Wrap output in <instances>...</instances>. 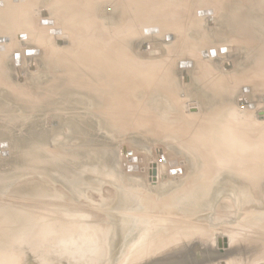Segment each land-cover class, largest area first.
<instances>
[{
  "label": "rangeland",
  "instance_id": "rangeland-1",
  "mask_svg": "<svg viewBox=\"0 0 264 264\" xmlns=\"http://www.w3.org/2000/svg\"><path fill=\"white\" fill-rule=\"evenodd\" d=\"M23 1L25 0H20V2ZM70 1L72 0H26L28 2L27 6L30 5L28 14L26 13L24 18L28 24H26L27 28L24 29L22 21L24 19L21 18L20 27L17 25L16 30L9 36V42L12 45L7 42L9 46L6 45V47L11 48L6 49L5 47L4 50L11 51H3V57L0 60L3 77L13 82L18 93V112L15 115L17 130L7 136L0 134V140L8 139L10 142L13 140L15 144L14 151L16 150L14 155H10L7 150L8 147L0 146L2 148L0 152V247L3 251L6 249L5 253L7 255L9 253L7 251H12L9 253V257H6L5 253L2 255L3 251H0V256L5 258V261H3L1 257L0 264L14 263L12 253V255L16 254L15 257L19 259V264H110L109 261L112 260L109 259L114 257L115 260L116 252L121 246L119 235L126 234L125 232L130 229L129 217L125 214L128 208L125 207V204L133 206L144 203L148 207L152 206L160 210L163 206L170 207L174 206L173 204H178L187 209L190 206L188 200L182 199V196L176 198L174 195L177 189L186 186L190 182L194 160L191 155L179 147L175 140L169 137L177 130L176 128L171 129L172 126L179 125L182 116L185 118V113L187 117V114L190 113L191 115L193 111L198 109L197 107H200L202 111L208 110L205 108L206 106H202L204 101H196L192 98V88L189 86L196 75L198 76L208 70L209 77L220 79V82H227V79L230 81L236 78V92L233 96L235 108L241 112L240 116L243 118L248 115L245 114L247 111H252L255 120L264 123V107L254 111L252 110L254 105H251L253 107L250 106V111L246 109L248 104H255L256 98L260 94H264V79L258 78L264 73V61L255 64L256 62L254 63L252 56L248 58L255 51L252 45L264 48V30L257 26L256 21L250 15V17L242 15L244 11L249 13L255 10V0H231L229 2L225 0L223 2L231 6L222 8V11L220 10L222 14L219 13V16L207 13L199 16L193 13L192 7L191 12L185 14L187 17L184 15L186 18H181L182 21L185 20L186 22L183 26L177 28L179 30L177 33L178 42L174 46H168L163 41V36L166 33L165 27L160 28L149 38L139 39L131 36L134 39L129 41L127 35L123 34V31H126V17L123 15V10L120 11L122 0H97L95 6L97 10L96 22L99 25L96 28L99 33L97 32L95 35L100 34L102 31L104 34L101 33L103 36L100 35V37L101 39L105 38L103 42L106 43L110 39H115L114 42L123 44L120 47L123 54L131 57L136 62L141 61V67L149 73L155 71L162 73V77L160 76L162 83L159 90H154L156 93H151L153 97L145 98L149 105L147 110L139 112L154 120L155 124L151 123L150 125H153L149 129L137 126V122H134V120L129 123L130 125L118 124L119 126L116 125L118 127L112 131L102 128L103 125L99 129L98 124L95 123V128H92L95 139H87L85 137L86 131L78 125V121L76 123L78 117L83 114L82 111L84 112L85 107L76 102L73 95L76 90L73 84L77 77L86 76L90 79L89 82L94 83L95 90H97L102 87V80L96 75L94 78L92 74H88V67L80 60V50L82 49L79 46V38L76 37L78 41L75 38L69 47L65 46L68 41H65V44L60 43L58 34V36L52 34L54 37L48 34L53 44L49 43L50 39L46 34L38 35L40 29L38 20L43 17V13H46L47 17L51 15L49 11L64 15L63 7ZM73 1H75L72 4L73 8H81L80 5H86L89 0ZM235 7L239 11L242 10V12L236 13ZM35 17V20H31ZM28 20L33 24H37L32 25ZM229 23H236L238 25L236 30L247 33L249 41H256H253L252 45H247V48L236 50L231 57H221L225 55L218 52L216 55H211L210 51L216 50L213 49V45L226 44L224 41L225 32H213V30L226 29L227 32L234 30L235 28L228 26ZM29 24L34 27L29 29L28 27H31ZM19 28H22V30ZM26 30H31V34ZM129 30H134V28ZM180 30L183 32L185 30V34ZM18 31L23 36L20 37L22 34H19ZM32 32L37 33L32 34ZM118 32L119 34H117ZM42 35L48 41L45 38L42 39ZM238 36L239 33L235 32L233 35L235 41L238 40ZM35 37L43 42L46 41L52 47L48 48L50 45L47 46L48 44H46L47 47L45 46L42 50V57L31 60V55L37 54L39 56L40 53L39 50L26 49L36 46ZM25 38H28V41ZM98 39L97 41H100V38ZM193 40L198 43L197 46V43ZM149 44H151V47H161L164 51V57L162 59H147L145 57L146 52L148 58L154 57V55H151L152 52L146 51L150 48V46L148 47ZM191 45L198 47L199 54L192 53L193 47ZM143 46L148 48L144 50ZM228 48L231 49L229 53H233V49ZM14 51L16 53L14 54L13 64L12 54ZM155 52H160L155 55H161L162 53L160 49ZM16 55H19V64H17ZM23 55H26L27 57H25L28 59L21 66ZM188 58L192 60L185 61ZM183 62L192 64L181 66ZM227 64L231 66L226 67ZM14 65L16 68H14ZM184 67L189 68V71L187 70L186 79L182 80L180 70ZM247 85H249L251 91L246 87ZM242 87H245L243 88L244 92L249 91L248 98L243 99V101L239 99ZM137 97H135L136 100L139 99ZM238 99L240 103L238 102L236 107ZM259 102H264V97H259ZM240 104L243 107H239ZM95 107L103 108L104 105L95 103ZM180 111L182 114L179 115ZM148 112L149 114L151 112L154 118L148 116ZM225 120L221 121L224 122ZM227 123L226 121L225 124ZM242 123H246L245 119ZM74 124L77 126H74ZM225 124L222 123L221 125ZM73 127L76 128L72 129ZM137 129L138 131H135ZM78 135L79 137H77ZM128 153L133 157L137 156V164L133 163V166L129 164L132 162L129 161V158H126L129 155ZM174 157L176 160L171 161L170 164L178 167L176 162L178 159L183 170L178 169L182 173L184 171L185 174H175L177 175L173 176L175 179H169L165 169L167 168V161ZM77 158L81 159L77 160ZM79 161L81 163H78ZM87 162L93 165L83 171V179L81 170L79 171L81 179L80 177L76 178L73 175L74 166L76 164L80 166ZM173 162L175 164H172ZM154 164H156L158 170L156 181H153L151 175ZM94 166L95 175L93 172ZM129 166L137 167V170L129 171L127 169ZM178 169H175V171ZM169 174L171 175L170 172ZM231 203L228 202L226 207H230ZM219 204L221 202L209 208L212 218L215 216L213 214L217 215L222 210L221 206H224ZM228 211L229 208L222 210L223 215L219 217L221 220H219L217 228L224 227L230 230L236 226L238 217L234 213L229 214ZM212 218L210 219L211 223L218 222V219L214 222ZM12 222L13 224H19L17 235L11 234L12 231L9 225ZM114 222L128 224L126 225L127 229L122 225V229L116 231L117 233L113 232L117 234V238L116 234L112 235V238L117 240V242L115 241L118 245L115 249L116 252L113 251L112 255V247L108 245L109 243H106V246H108L102 245V250L99 249L98 251L100 254L98 253L96 256L95 225H114ZM26 224L32 227V231L26 227ZM41 227H45L46 232L43 231L44 229L40 230ZM86 230L91 233L82 232ZM225 236H228V234L220 232L217 235V238L214 239L215 249L225 250L226 246L223 248L219 244L222 242H219V240L224 239ZM2 242L6 246H3ZM107 248L110 249V252ZM106 250L108 251L107 255L104 254V251L107 252ZM254 260H257L258 263ZM253 261L252 264H264V256L253 259ZM212 263L228 264L224 259H218L212 261Z\"/></svg>",
  "mask_w": 264,
  "mask_h": 264
},
{
  "label": "bare ground",
  "instance_id": "bare-ground-1",
  "mask_svg": "<svg viewBox=\"0 0 264 264\" xmlns=\"http://www.w3.org/2000/svg\"><path fill=\"white\" fill-rule=\"evenodd\" d=\"M96 1L97 0H89L86 5L81 4V8H73L72 4L75 3L73 0L67 4L65 3L66 5L63 7L65 16L63 14H57L54 11H49L51 14L49 17H47L46 13H43V17L38 20V26L40 27L38 30L39 32L37 31L38 35L46 34L48 37V34H51V36L58 34L60 43L65 44V41H68L69 45L65 44V46L69 47L76 37L79 38V41L77 38L76 41L79 42L80 45H78L80 49H82L80 50V60L88 67V74H92L94 78L96 75V77L102 80V87L97 90H95L94 83L89 82L88 80L90 79L85 75V77H77V80L75 79L73 84L76 90L73 94L76 102L82 104V106L86 108V110L84 108V112L82 111L83 114L80 112L82 115L78 117L76 123L78 121V125L86 131L85 137L87 139H95V134L92 131V128H95V123L98 124L99 129L103 125L102 128H107L108 131H112L119 126L118 124L128 125L134 120V122H137V126L143 127V129H149L150 126L155 124L153 122L154 120L147 118L144 113L142 114L139 112L147 110L149 107L147 99L153 97L151 93H156L154 90L157 91L160 89L162 73H157L156 71L149 73L145 71V69L141 67V61L136 62L132 60L131 57L123 54L120 48L123 44L114 42L113 40L115 39H110V42H103L105 38L103 37L101 39L100 35L103 36L102 34H104L101 30L102 34L95 35V33H99V30L96 28V26L99 25L98 22H96ZM223 1L225 2V0H122L120 11L123 10V15L126 17V31H123V34L127 35L129 41L134 39L131 36L139 39H146L152 34H155L160 28L165 27L166 33L163 36V41L168 46H174L178 42L177 33L179 30L177 28L183 26L186 22L185 20L182 21L181 18H186L187 16L185 14L191 12L192 7L193 13L196 15L203 16L207 13L219 16L222 8L231 6ZM229 1L231 0L227 2ZM255 1V10L249 13L244 11L242 15H250L252 19L256 21L257 26L264 30V0ZM27 3L26 0L23 2H20V0H0V38L3 39V41H0V60L3 57V51L5 50L7 42L10 41V34L12 35V32L16 30L15 28L17 25L19 26V22H21L20 19H24L26 13L28 14L30 5L28 7ZM235 10L236 13L242 12V10L239 11L237 7H235ZM209 11H212V13H209ZM184 15L186 17H184ZM35 19L36 17L31 20ZM22 21L24 29H26L28 25L26 23L27 21L26 19ZM29 22L32 23L31 21ZM35 24L32 23V25ZM29 25L31 26L28 27L29 29L34 27L31 24ZM228 26L235 29L229 32H227L226 29L213 30V32H225L224 41L226 44H222L221 46L213 45V49L217 50L214 51L225 55L221 56L225 58L231 57L235 54L236 50L239 51L238 49L247 48V45H252L253 41H256H249V39H247V33L237 31L236 28H238V25L236 23H229ZM132 28H134V30H129ZM35 29L37 28L35 27ZM20 30H22V28ZM37 32H32V34H36ZM180 32L183 31L180 30ZM235 32L239 33L238 40L236 41L233 38ZM183 33L185 34V30ZM117 34H119V32ZM166 35H172L173 38L166 39ZM21 36H23V34L20 35V37ZM43 38L47 40L46 37L43 36L42 39ZM98 38H100V41H97L99 40ZM25 39L27 40L28 38ZM49 39V43L51 44L52 39ZM35 40L36 46L26 49L39 50L40 53L39 56L37 54L31 55V60L42 57V50L45 48L46 44H48L46 41L43 42L38 38ZM194 42L197 43L196 41ZM9 44L7 46H9ZM191 44L195 45L194 43ZM150 45L151 44H149L148 47ZM197 45L198 43L196 46ZM51 47L50 45L48 48ZM145 47L146 46H143L144 50L148 48L145 49ZM192 47V53L199 54L198 47ZM226 47H231L233 53H229V51L222 53L221 48ZM7 48L11 47H6V49ZM252 48L255 49V51L249 55L248 58L252 56L251 58L254 63L256 62L255 64H258L259 61H264V48L253 45ZM158 49L161 50V55H155L160 53L155 52L158 51ZM146 51H150L152 52L151 55H154V57L148 58L146 52L145 57L147 59H162L164 57V51L161 47L150 46ZM15 53L14 51L12 54L13 64ZM25 56L23 55L21 58V66L24 64V61L28 59L26 58L27 56ZM15 57L17 64H19V55ZM192 57H194V55ZM191 60L192 59L188 58L185 61ZM184 64L189 65L188 63ZM14 68H16L15 65ZM188 69L189 68L184 67L180 70L182 80L186 79L187 72L189 71ZM207 71L202 72L198 76L196 75L189 87L192 88L193 100L204 101L202 106H206L205 108L208 110L202 111L200 107L196 106L198 109L193 111L191 115L190 113L187 114L188 118L185 113L186 119L182 116L183 118L181 122H179V125H177L178 123H174L177 126H172L173 128L171 129L176 128L177 130L175 133L170 134L171 137H169L175 140L179 147L182 148V150L184 149L187 154L191 155L194 160L190 182H188L186 186L184 185L177 189L174 195L176 198L182 196V199L188 200L190 206L186 209L182 205L173 204L174 206L170 207L163 206L160 210L151 205V207H148L144 203L133 206L125 204V207L128 208L125 214L129 217L128 222L131 230H127L125 232L126 234L123 233L119 235L121 246L118 252L115 251L118 247V245H116L117 240H114L112 235L116 234V231H119V229H122V225L127 229L126 225L128 224L125 225L120 222H114V225H95V255L97 256L98 253L100 254L98 251L99 249L102 250V245H105V247L110 245V247H112L111 254L114 252L117 254L115 260L113 256L112 259H109L112 260L109 261L110 264H213L212 261L218 259H224L228 264H252L255 261H253V259L264 256V123L256 121L252 115L253 112L249 110L251 105H254V109L252 108L254 111H257L260 107H264V102H259V97H264V94H260L256 98L255 104L250 103L246 106V109L250 112L247 111L245 114L248 115L243 118L240 116L241 112L235 108V101H233V96L236 92V78L230 81L227 79V82H220V79L209 77ZM258 78L264 79V73L258 76ZM246 87L251 91L249 85ZM243 88L245 87H242L239 96V99H242V101L248 98L247 94L249 92H244ZM135 97L139 99L136 100ZM239 99L236 101V107L238 106ZM95 103L98 105L103 104L104 107H95ZM239 107H243V105L240 104ZM17 112V90L12 81L10 82L7 78L3 77L0 62V134L7 136L17 130V120L15 119ZM180 114H182L181 111L179 115ZM148 116L153 117L151 112ZM224 119L226 120L222 122L221 120ZM244 119L246 121L245 124L242 123ZM226 121L228 122L227 124H225ZM221 122L225 125H221ZM151 123L153 124L150 125ZM74 126L77 125L74 124ZM74 128L76 127L72 129ZM81 128L79 129L82 130ZM168 129L170 130V127ZM135 131H138V129ZM77 137H79V135ZM14 145L13 140L12 142L8 139L0 140V146L8 147L7 150L10 155L15 154L16 150L14 151ZM1 150L2 148H0V152ZM131 157H133V155L129 154L126 158ZM80 159L81 158H77V160ZM173 160H176V158H170L167 161V168L165 169L166 173L169 175V179H175L173 176H177L175 174L170 175V170L178 168L183 170L178 159L176 161L178 167L171 165L170 162ZM81 161L78 163H81ZM129 164L132 165L133 163ZM91 165L88 164V162L80 166L76 164L74 166V172L72 171L74 173L73 175L76 178L80 177L79 171L81 170V177L83 179V171ZM153 169L154 168L151 169V175L153 176V181H156L158 170L156 169V175H153ZM93 172L95 175V166ZM98 172L100 171L98 170ZM184 174L183 171L182 175ZM179 192H181L180 195H178ZM136 195L138 194L136 193ZM216 202H221L219 205H224L221 206L222 210L224 208H229L228 213H234L236 217H238L234 228L230 230L224 227L217 228L219 220H221L219 217L223 215V212L221 210L217 215L213 214L216 216H213V219L212 213L209 211L211 206L217 204ZM228 202H232L230 207H226ZM211 218L214 222L218 219V222L211 223ZM18 226L19 224H13V222L9 225L12 235H17L19 231ZM55 226L57 225L55 224ZM100 226L102 227L100 228ZM26 227L32 231V227H29V225ZM39 229H44L43 231L46 230L45 227ZM82 232L91 233L90 231L88 232V230ZM220 232L228 234L224 239L222 238V240H219V242L222 241L219 244H221L223 248L226 246L224 251L215 249L216 244L214 239L217 238ZM113 240L116 242L114 243ZM14 242H16V240H14ZM106 243L109 244L106 246ZM1 244L6 246L4 242ZM1 249L0 247V251H3ZM107 250L110 252V249L107 248ZM5 252L6 249L2 252V255ZM7 252L11 253L12 251ZM9 253L8 255L10 256ZM105 253L107 255L108 251H104V254ZM5 254L7 255V253ZM12 254L11 256H14V263L11 262V264H19V259L15 257L16 254ZM8 255L6 257H9ZM1 257L3 261H5V258L0 256V259ZM10 259L12 260V258Z\"/></svg>",
  "mask_w": 264,
  "mask_h": 264
},
{
  "label": "water",
  "instance_id": "water-1",
  "mask_svg": "<svg viewBox=\"0 0 264 264\" xmlns=\"http://www.w3.org/2000/svg\"><path fill=\"white\" fill-rule=\"evenodd\" d=\"M200 13H201V12H200ZM209 13H212V11H209ZM167 38H173V36H172V35H168ZM1 40L3 41L2 38H0V41H1ZM145 49H146V47H145ZM221 51H222V52H226V51H231V49H229V48L226 47V48H222ZM210 52H211V55H216V52H215L214 50H211ZM188 64L191 65L190 63H188ZM183 65H185L184 62L181 63V66H183ZM229 66H231V65H230V64L226 65V67H229ZM196 72H197V71H196ZM246 89H247V88H246ZM124 153H125V152H124ZM129 161L132 162V163H136V162L138 161V159H137V157H131V158H129ZM174 163H175V162H173L172 164H174ZM153 167H154V169H153V175H156V167H157V166L154 165ZM127 169H128L129 171H133V170L135 171V170H137V167H131V166H129ZM170 173H171V174H182V171L179 170V169H178L177 171H175V170H171Z\"/></svg>",
  "mask_w": 264,
  "mask_h": 264
}]
</instances>
